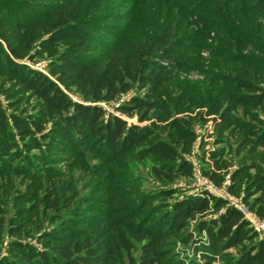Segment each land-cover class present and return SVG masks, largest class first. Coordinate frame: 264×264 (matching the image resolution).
Returning <instances> with one entry per match:
<instances>
[{
    "label": "trees",
    "instance_id": "1",
    "mask_svg": "<svg viewBox=\"0 0 264 264\" xmlns=\"http://www.w3.org/2000/svg\"><path fill=\"white\" fill-rule=\"evenodd\" d=\"M262 112L264 0H0V264H264L239 206L168 186L198 146L264 218Z\"/></svg>",
    "mask_w": 264,
    "mask_h": 264
},
{
    "label": "rangeland",
    "instance_id": "2",
    "mask_svg": "<svg viewBox=\"0 0 264 264\" xmlns=\"http://www.w3.org/2000/svg\"><path fill=\"white\" fill-rule=\"evenodd\" d=\"M208 43H213L212 39L208 41ZM209 44V46H203L201 52H197L194 56L195 59L193 63L197 65L195 69L185 70L181 72L182 78L187 80L191 83H198L202 84L204 82L207 85L206 81L210 83L214 72L218 70H223L224 61L219 58L215 57L211 54V49L213 46ZM35 66L42 69L45 67V59H41L35 63ZM104 107L108 110H114L113 105L104 104ZM264 116V112H262ZM132 120V119H130ZM207 126L197 124L196 131L197 134L200 136H205L207 134ZM212 139L207 137L205 139L206 142L210 143ZM203 150H201L198 146L195 147L194 152L192 155L189 156L190 160L194 163L195 169H197L196 174L191 179L181 178L173 184H169L168 186L177 187L182 190V194H178L177 197H181L182 195L187 194H195V193H202L203 191H210L215 195H219L225 198H228L232 203L243 207V209L248 210L247 206L241 201L239 197H235L226 191L225 187H216L210 180L203 175L202 171V162L200 160V156L202 155ZM134 170L139 174L142 175L145 179V187L152 189L153 187L157 186V182L154 181L150 172H149V164L148 162H143L142 164H134ZM200 172V173H199ZM249 211V210H248Z\"/></svg>",
    "mask_w": 264,
    "mask_h": 264
},
{
    "label": "built area",
    "instance_id": "3",
    "mask_svg": "<svg viewBox=\"0 0 264 264\" xmlns=\"http://www.w3.org/2000/svg\"><path fill=\"white\" fill-rule=\"evenodd\" d=\"M102 104L104 105L105 103H102ZM196 172H197V169H195V174H196ZM237 206H239V205H237ZM239 208H241L245 212L247 218L251 221L254 229L259 233L260 237L264 239V218H259V217L255 216L254 214H252L248 210L243 209V207H241V206H239Z\"/></svg>",
    "mask_w": 264,
    "mask_h": 264
}]
</instances>
